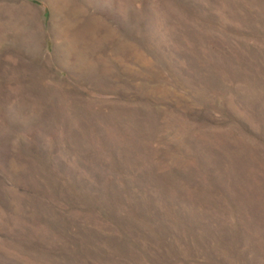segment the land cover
Here are the masks:
<instances>
[{"label":"rangeland","instance_id":"rangeland-1","mask_svg":"<svg viewBox=\"0 0 264 264\" xmlns=\"http://www.w3.org/2000/svg\"><path fill=\"white\" fill-rule=\"evenodd\" d=\"M0 264H264V0H0Z\"/></svg>","mask_w":264,"mask_h":264}]
</instances>
